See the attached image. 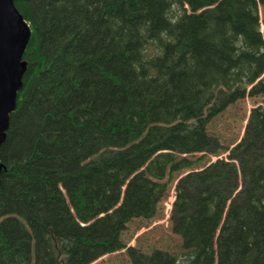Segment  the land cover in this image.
Masks as SVG:
<instances>
[{
    "label": "trees",
    "instance_id": "16d2710c",
    "mask_svg": "<svg viewBox=\"0 0 264 264\" xmlns=\"http://www.w3.org/2000/svg\"><path fill=\"white\" fill-rule=\"evenodd\" d=\"M15 6L31 38L0 147V264H93L125 248L124 224L157 215L169 166L214 118L264 98V0ZM251 150L261 166L243 205L224 210L178 181L170 224L183 252L156 248L148 264H264L262 105L233 148Z\"/></svg>",
    "mask_w": 264,
    "mask_h": 264
},
{
    "label": "rangeland",
    "instance_id": "374dc122",
    "mask_svg": "<svg viewBox=\"0 0 264 264\" xmlns=\"http://www.w3.org/2000/svg\"><path fill=\"white\" fill-rule=\"evenodd\" d=\"M259 15L264 37V6H259ZM258 105L264 106V98L247 97L214 118L205 135L198 138V151L179 155L169 166L165 178L168 190L157 207V215L124 224L121 239L125 248L93 264H148L150 253L156 248L173 255L181 254L182 242L171 231L170 213L175 200V186L184 177L196 193L218 195L220 207L224 210L232 204L243 205V193L248 187L249 177L261 165L252 150L237 153L233 148L243 138L251 108ZM248 189L251 190L250 187ZM258 193L254 191L255 199L259 197Z\"/></svg>",
    "mask_w": 264,
    "mask_h": 264
},
{
    "label": "water",
    "instance_id": "95a60500",
    "mask_svg": "<svg viewBox=\"0 0 264 264\" xmlns=\"http://www.w3.org/2000/svg\"><path fill=\"white\" fill-rule=\"evenodd\" d=\"M15 1L0 0V147L6 140L10 116L17 109L28 66L24 54L31 38V28ZM3 170L0 162V174Z\"/></svg>",
    "mask_w": 264,
    "mask_h": 264
}]
</instances>
